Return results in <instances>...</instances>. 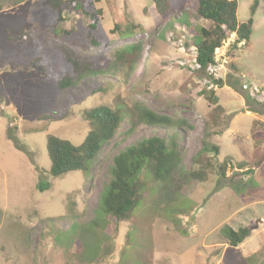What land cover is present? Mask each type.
Wrapping results in <instances>:
<instances>
[{"label":"rangeland","instance_id":"1","mask_svg":"<svg viewBox=\"0 0 264 264\" xmlns=\"http://www.w3.org/2000/svg\"><path fill=\"white\" fill-rule=\"evenodd\" d=\"M17 1L0 0V264H264V0H258L250 43L234 48L237 37L231 35L216 51L214 74L196 65L199 29L210 25L198 16L197 0H171L174 13L167 20L152 0H91L109 36L99 47L61 36V29L84 34L87 18L64 12L59 28L49 32L54 18L46 0ZM237 2L238 20L246 23L255 0ZM116 25L132 26L136 34H111ZM22 29L59 41L104 68L120 48L141 43L142 50L121 78L107 74L61 93L33 64L36 47L8 40L7 30L16 35ZM37 50H45L43 65L51 59L58 73L59 55ZM99 86L102 91L91 95ZM210 90L224 110L216 124L203 96ZM100 105L129 111L144 106L186 119L194 129L182 134L127 116L90 172L53 178L47 136L81 145L90 132L85 112ZM154 136L176 139L181 170L169 182L144 172L130 219L105 213L99 199L112 179L113 158ZM195 157L201 158L196 166ZM201 170L208 171L204 181L190 178ZM42 182L51 187L40 190ZM227 227H251L250 235L233 247Z\"/></svg>","mask_w":264,"mask_h":264},{"label":"trees","instance_id":"2","mask_svg":"<svg viewBox=\"0 0 264 264\" xmlns=\"http://www.w3.org/2000/svg\"><path fill=\"white\" fill-rule=\"evenodd\" d=\"M25 1L18 0L17 4ZM152 2L154 10L160 18L167 20L173 15L171 0H152ZM46 3L50 15L54 18V24L49 32L59 28L60 23L64 21L62 17L64 12L75 13L89 20L84 34L79 30L72 29L68 32H62L61 29V36L76 37L80 44L87 46L99 47L109 43V36L102 28V11L94 7L91 0H46ZM197 5L198 16L210 23L207 28L199 29L200 40L195 45L196 65L202 73H207L210 67L217 64L216 51L224 46L231 35L235 34L237 37L232 45L234 48L238 44L247 46L250 43L254 15L259 2L255 0L251 8L252 16L246 23H241L238 20L237 0H197ZM2 10L3 8L0 6V11ZM6 33L10 42L24 43L29 48L28 50L36 47L37 55L33 64L37 65L38 69L43 72L45 79L56 82L61 93L75 89L83 81L107 74L117 75L121 78L125 75V73L123 74L124 71L127 72L133 67L142 50L141 43L120 48L115 53V60L104 68L100 66L98 60L83 58L75 50L59 43V41L48 38L41 40L34 30L22 29L16 35L10 30H7ZM111 34H117L121 38H129L136 34V30L132 26L121 30L120 26L116 25ZM37 47L40 50L46 48L59 55L62 67L58 73L51 68V59H48L49 61L43 65L42 55H44L45 50L39 53ZM125 68L126 70H124ZM214 82L219 88H222V81L215 80ZM100 91L102 89L99 86L91 95ZM203 96L213 108L211 118L216 124L215 121L224 113L223 108L219 105V98L213 90L203 91ZM127 116L132 121L139 120L149 127L175 128L182 134L194 129L186 119H174L144 106L136 105L129 111L100 105L85 112V118L90 125V132L81 145L76 146L70 141L54 135L47 136L51 176L59 178L70 172H90L91 166L102 148L118 134ZM133 124L135 123L133 122ZM132 130H134V125ZM132 133L133 131L130 134ZM203 150H207L206 145L202 152H204ZM212 151L216 154L219 153L218 147H212ZM199 163H201V158L195 157L193 164L196 166ZM182 166L183 159L176 139L167 140L160 136H154L130 145L113 158L112 179L100 193L99 207L117 219L128 220L140 200L143 173L150 171L155 181L169 182L172 180L173 174L181 170ZM255 166L257 168L260 164L256 163ZM205 168H209V165H206ZM220 168L221 175L225 176V167ZM207 172L206 170L196 171L190 173L189 176L192 179L204 181L207 178ZM50 187L49 182H42L39 185L42 191L48 190ZM224 230L229 244L237 247L249 237L251 227L240 228L238 231L227 227Z\"/></svg>","mask_w":264,"mask_h":264},{"label":"built area","instance_id":"3","mask_svg":"<svg viewBox=\"0 0 264 264\" xmlns=\"http://www.w3.org/2000/svg\"><path fill=\"white\" fill-rule=\"evenodd\" d=\"M217 60H218V57L216 56V63H217ZM217 67H218V66H217V64H216V65L210 67V68L208 69V71L211 72L212 74H214V73L216 72V70H217Z\"/></svg>","mask_w":264,"mask_h":264},{"label":"crops","instance_id":"4","mask_svg":"<svg viewBox=\"0 0 264 264\" xmlns=\"http://www.w3.org/2000/svg\"><path fill=\"white\" fill-rule=\"evenodd\" d=\"M78 251L79 250H75L74 253H73V255H77L78 254ZM84 256H85V254H84Z\"/></svg>","mask_w":264,"mask_h":264}]
</instances>
